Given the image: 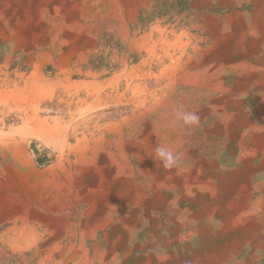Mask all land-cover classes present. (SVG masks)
<instances>
[{
  "label": "rangeland",
  "instance_id": "374dc122",
  "mask_svg": "<svg viewBox=\"0 0 264 264\" xmlns=\"http://www.w3.org/2000/svg\"><path fill=\"white\" fill-rule=\"evenodd\" d=\"M41 1L0 0V264H208L209 257L227 264L224 235L249 220L232 216L245 210L240 202L246 209L252 202L251 153L264 161V151L249 147L264 134V82L240 83L242 69L231 67L236 57L244 69L264 65V0ZM249 26L262 29L256 51ZM242 31L246 40L234 46ZM220 45L223 87L215 88L201 75L204 65L216 66ZM166 94L176 108L162 121L152 106ZM212 98H221L222 115ZM160 153L202 162L223 179L244 171L238 194L222 198L235 193L240 177L222 196L212 188L207 217L195 215L200 204L183 214L204 221L199 227L208 222L212 241L200 245L199 227L182 228L177 213L186 202L176 200L175 211V204L166 207L167 192L151 188L157 177L143 159ZM101 159L131 176L134 191L146 181L149 197L95 224L93 201L105 194L101 173L83 160ZM115 169L105 177L113 180ZM185 199L196 205L194 195ZM112 240L127 242L125 250L117 244L118 258L110 255ZM228 264H264V244L244 246Z\"/></svg>",
  "mask_w": 264,
  "mask_h": 264
},
{
  "label": "bare ground",
  "instance_id": "6f19581e",
  "mask_svg": "<svg viewBox=\"0 0 264 264\" xmlns=\"http://www.w3.org/2000/svg\"><path fill=\"white\" fill-rule=\"evenodd\" d=\"M48 2H49V0H42L41 1V5L44 6V7H47L48 6ZM232 17H233L232 15H228L227 16V22H226L227 25H228V21L232 22V20H233ZM246 37H247V33L246 32H244V31L240 32L237 35V38L235 37L234 46H236V45L239 46V44L244 43V41L246 40ZM234 60H235L234 64H236V63H238L236 65H240L241 64V61H240L239 57H236V59H234ZM204 66H206V67H205L204 74L201 75V76H204L203 78L201 77L202 78L201 81L203 83H205L206 80H207V82H208L207 84L210 87L222 88L223 87V82H222L223 80L221 78V75L219 74L218 67L217 66H213V67L211 66L210 67V66H207V65H204ZM243 67H244V64L242 65V68ZM207 70L213 71L212 74L213 73L214 74L213 75L209 74ZM244 70L247 71V79H246L247 81L258 79V80H261L262 82H264V67H262V65H260V64L259 65H255V67L253 65H248ZM194 82H195V80H194ZM153 101H154L153 106H152L153 110L154 109H158L157 110L158 111V116L160 114V116L162 118V121H164V119H168V116L172 115L174 110H175V108H176L173 100L170 97V95L168 96L167 94L165 96L161 97V98L160 97L159 98H155ZM144 114H145V112L142 111V113L140 114L139 117L142 118L143 117L142 115H144ZM156 114H157V112H156ZM149 115H150V112H149ZM263 119L264 118H261V120H260V122L258 124L259 127H264V120ZM158 124L156 126H158ZM261 134H259L257 136L258 137L257 140H255L253 143H250L249 147H250V149H252V151H254V150L255 151H257V150L264 151V143H260L261 140H264V134L263 133H261ZM257 141H258L259 144L257 143ZM165 146L169 147L168 145H165ZM172 148L175 149L174 147H172ZM168 149H169V152L171 153V148H168ZM263 156H264V154H263ZM147 157L148 158H146V156H145V158L143 159L144 166H146L147 169L149 168L150 171L155 172V174L156 173L162 174L161 177L158 178L159 180L161 178H164V181H166L168 184H171V183L173 184L174 182H177L176 181V178H177L176 174L179 171H181V170L179 169V165H177L172 159H169L168 156L165 157V155H163L161 153L158 154V155H152L151 157H149L147 155ZM83 161H84V163H86V167H89V168L90 167H94V169L96 168L101 173V174H99L97 180H98L99 185L102 186L101 192L103 191V193L105 194L103 196H105V197H102V195L99 193L97 198H95L94 201H93V206H92L91 210L95 211V215H94V218H93L95 224L103 219L102 215H104L105 213H107V212H109L111 210H114V208H116V207H119V209L121 211H125V210H127L130 207L131 203H132V206H135L136 203H138V201L140 200V198L145 195V191H144L143 185L138 183L136 191H134L133 190L134 182L132 181L131 176H129V177L123 176V175L121 176L119 174L120 171L117 170V166L114 165V162H113V166H112V163L109 160H107V159H101V162L100 161L96 162V163L92 162L93 165L92 164H88L87 165V161H85V160H83ZM114 167L116 168L115 170H116V172L118 174L113 177V180H111L109 178H106L105 177L106 176V174H105L106 169H109V170H111L113 172L114 171ZM94 171H96V170H94ZM188 174L189 173L186 174L187 178H189V180L187 181L188 185L185 183L188 190L183 192V188H180L179 191H177L178 196H176V200H181V202H187V200L185 199V196L189 195V194L194 195L195 203H196V205L194 207L198 206L199 204L202 207V209L200 210L201 212L199 211L198 214H195V215H197V218H201L202 219L203 217H207L209 215V209H211V195L212 194L209 193V192L212 189H210V191H207V188H210V184H209L210 182L208 181L209 183H206L205 181L202 180V177H200L199 175L196 176V174H192V175H188ZM165 175L168 176V177H166ZM170 177H172V178H170ZM241 182L238 183V188H237V190L235 191L234 194H227V195L225 194V196H224L223 195V189H225V186L222 187L221 190H219L218 188H215L214 192L220 194L221 196L223 195L222 198H227L229 195H236L241 190L239 188L243 187L246 184V183H241ZM180 187H183V186H180ZM156 191H157L156 192L157 195L159 196L160 195L159 187L157 188ZM221 196L218 195L219 199H220ZM98 197H100V200H99ZM144 197H143V199H144ZM101 199L103 200V202L105 204H101ZM227 203H230V202H227ZM97 205H99V206L96 207ZM238 205H240L241 207H244L243 209H246L245 208V205H246L245 202H240ZM104 207H106L105 210H104ZM159 207H161V206H159ZM239 211H240V209L237 212L239 213ZM181 212H182V210H179L177 214L180 215ZM237 212L235 211V213H233L234 214L232 216L233 220L239 218V217L235 218V215H236ZM116 213H118V212H116ZM239 220H240V218L238 219V221ZM225 224H227V223H225ZM238 229H240L238 231V233L243 232L241 225L238 226ZM198 230L203 234V238H201L202 241L208 240V234H210V230H211V228L209 227L208 222L205 223L202 227H199ZM231 235H233V236L236 235V232L226 233L224 235L225 239L228 236H231ZM110 236H112V238L115 237V236H113V234H110ZM124 238H127V233L125 234ZM248 239H249V237H248ZM119 243H117L115 240H112L111 246L109 248L110 249V255L114 256L116 258H118L119 254H120L118 252L117 247H116L117 244L121 245V247L125 250L124 244H126L127 242H119ZM57 247H58V249H59L61 254H65L67 252V249L63 245H60V243L57 244ZM122 248H121V250H122ZM235 250H236V247L232 248V247L229 246L228 248H226V252H228L230 254H233L235 252ZM230 256L231 255L226 256V257H230ZM143 257H144V255H143ZM222 257H223V255H222ZM210 259L211 258L209 257L206 260L209 261ZM206 260H203V261H206ZM222 261H223V259H222ZM224 262H225V260L223 261V263ZM211 264H218V261H215L214 263L211 261Z\"/></svg>",
  "mask_w": 264,
  "mask_h": 264
},
{
  "label": "crops",
  "instance_id": "0c3cea01",
  "mask_svg": "<svg viewBox=\"0 0 264 264\" xmlns=\"http://www.w3.org/2000/svg\"><path fill=\"white\" fill-rule=\"evenodd\" d=\"M240 1H242V0H240ZM247 1L248 2L255 1L256 6H257V4L260 0H247ZM256 6H255L253 12L250 14V18L255 13ZM227 15H225L223 17V23L226 21ZM223 23H220V26H218V32L219 33H223ZM261 30L262 29H260V28H252V27H250V29H249L250 40H249L248 44H253L251 48H254V44L256 42L255 51L257 49H260L259 48V42H258L259 39L256 36L262 34ZM214 53H215V59L213 57V64L216 65L219 70L220 69L222 70L221 66H223V46L220 45L215 50H213V54ZM254 53H256V52H254ZM258 53L259 52H257V54ZM236 64H238V63H236ZM242 65H243V63L241 62L240 65L235 66V67H231L234 69H238V68L242 69V72L240 73V75L236 79L240 83L243 82L247 77V71L242 68ZM262 66L264 67V65H262ZM259 83H261L260 80H259ZM236 85H238V82L236 83ZM231 94H233V93H231ZM227 95H229V94H227ZM225 96L226 95H224L223 97H225ZM212 99L216 102L217 101L219 102V104H217L215 106V108H216V111L219 112L220 115H222L223 111L221 108V98H212ZM239 150L243 151V148H239ZM251 154H252V157H251L252 160L253 159H255V160L251 161L249 168L246 169L247 170L246 173H247V177L250 173L253 174V178L248 179L252 182L251 183L252 186L250 189V197H251L252 202H251L249 208H247V209H245L239 213L237 212V215L239 216L240 219L245 221L246 218H248L249 220L248 221L246 220V223H244L246 226H245V228L243 226V230H242L243 232L238 233V231L240 229H237L236 235H234V236L231 235V238H227L225 240L223 239V244L222 243L220 244L221 248H223L222 251L224 252L222 259H223V261L225 260L224 263H227V264L231 259L237 258L239 256V254H241V252L244 250V246L251 245L253 247H257V246H262L264 244V214H262V211L264 210V161L260 157H257L256 154H254V153H251ZM169 159H172L173 161H175V163L177 165H179V169L181 170L176 174V177H177L176 181L177 182H174L173 184L172 183L168 184L166 181H164V178H161L160 180L158 179L159 177H161L162 174L156 173L157 179L153 182L151 188L154 189L155 193L157 192L156 190L158 187H159L160 191L163 190L161 192H167L168 197L170 196L171 200L168 202L166 207H168L169 205L175 204L174 205L175 211L177 209V204H176L177 202H176V197H175L176 192L179 191L180 188H183V192L188 190L186 187V184L188 185L187 181L189 180V178H187V175H186L187 173H189L188 175H192V174H196V176L199 175L200 177H202V180L205 181L206 183L210 182L209 183L210 188H207V191H210V189H212V188H218L219 190H221L222 187L225 186V190H227L229 193V192L233 191V185H234V183H236V179L241 178L240 179V182L242 181L241 183H243V180H244V177H242V175H243L242 173H244V171H241L240 173H236L235 177H232L231 180H228V178L223 179V174H220L217 171L207 170V168L204 166V164L202 162H199V163L193 165L192 161L184 160L179 155L177 157L172 156ZM185 171H187V172H185ZM166 177H168V176H166ZM172 177H170V178H172ZM233 178H235V179L232 180ZM145 183H146V181H145ZM145 183L144 182L141 183L144 186V188H145ZM180 186H183V187H180ZM147 197H149V196H147ZM237 198H238V196H237ZM190 208L193 209L195 207L192 206V204L190 203V200H189L186 202V204L183 205L181 216L179 217V220H182V217H183V219L186 221L185 225L182 228H185V227H190V228L196 227L197 228L202 223H204V221L199 222V220H198L199 218L195 219L194 217H192L191 218L192 220H189L187 216L183 215L188 210H191ZM217 224L219 226L223 225L220 223H217ZM192 233H194V232L192 231ZM196 234L197 235L199 234V238H200L199 243L201 245V242H202L201 238H203V234L199 230L196 232ZM179 235H178V237H179ZM248 237H249V239H248ZM211 238H212V236L210 238L208 237V240L212 241ZM178 245H181V243L178 242ZM189 245L190 244H185L184 247L186 250H187V248H192L191 245L190 246ZM208 245H210V244H208ZM229 246L230 247H236V250L233 254L226 252V248H228ZM203 253L205 255L207 254L205 252H203ZM188 255H189V253L187 254V256ZM229 255H231V256L226 257ZM185 264H196V263H193V262L187 263L185 261ZM208 264H211L210 260L208 261Z\"/></svg>",
  "mask_w": 264,
  "mask_h": 264
}]
</instances>
